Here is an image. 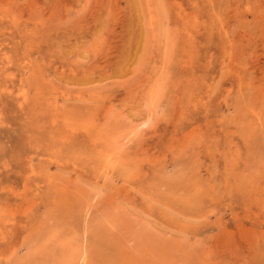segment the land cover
Listing matches in <instances>:
<instances>
[{
  "label": "rangeland",
  "instance_id": "1",
  "mask_svg": "<svg viewBox=\"0 0 264 264\" xmlns=\"http://www.w3.org/2000/svg\"><path fill=\"white\" fill-rule=\"evenodd\" d=\"M0 264H264V0H0Z\"/></svg>",
  "mask_w": 264,
  "mask_h": 264
},
{
  "label": "bare ground",
  "instance_id": "2",
  "mask_svg": "<svg viewBox=\"0 0 264 264\" xmlns=\"http://www.w3.org/2000/svg\"><path fill=\"white\" fill-rule=\"evenodd\" d=\"M82 258V257H81Z\"/></svg>",
  "mask_w": 264,
  "mask_h": 264
}]
</instances>
